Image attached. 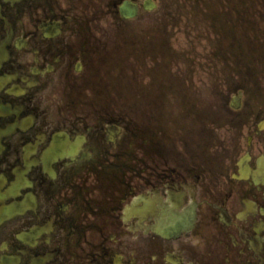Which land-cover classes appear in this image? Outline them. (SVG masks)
<instances>
[{"label": "flooded vegetation", "instance_id": "1", "mask_svg": "<svg viewBox=\"0 0 264 264\" xmlns=\"http://www.w3.org/2000/svg\"><path fill=\"white\" fill-rule=\"evenodd\" d=\"M172 1L0 0V264H264V46L171 96Z\"/></svg>", "mask_w": 264, "mask_h": 264}, {"label": "rangeland", "instance_id": "2", "mask_svg": "<svg viewBox=\"0 0 264 264\" xmlns=\"http://www.w3.org/2000/svg\"><path fill=\"white\" fill-rule=\"evenodd\" d=\"M173 1L167 8L172 17L167 19L170 24H175L173 29L177 36L176 48L179 52H185L188 42L191 41L192 55L189 57L192 62L182 57L181 61L171 66L173 74L176 75L178 72L180 77L176 80L179 88L170 89V95L178 94V89L185 93L182 88L184 85L192 94L200 95L202 92L204 96L210 98V91L215 89L218 79H222L221 91L223 95H227L233 85L243 82L248 70L254 72L256 67L255 60L259 57L256 53L264 46V0H207L210 5L208 10L205 1L203 3L205 6L202 5L200 8L198 0H187V12L185 0ZM234 8H238V11L234 12L238 14V20L232 21L231 10ZM189 12L191 16L188 15ZM196 12H199L198 15ZM216 16L221 18L218 21L214 20L216 23L210 21ZM227 22L231 26H228ZM226 27H229L227 32ZM224 33L226 36L222 38ZM248 47L251 52L248 51ZM241 48H244V51ZM161 60L165 62L163 66L169 63L167 59ZM188 63L192 66H188ZM190 80H193V85ZM208 98L206 99L212 100ZM129 106L136 113L144 115L137 109L135 100L134 103H129ZM171 111L173 114H180L176 106H172Z\"/></svg>", "mask_w": 264, "mask_h": 264}]
</instances>
